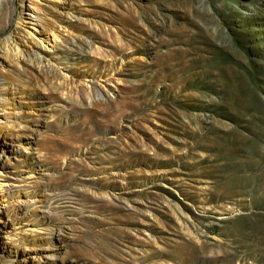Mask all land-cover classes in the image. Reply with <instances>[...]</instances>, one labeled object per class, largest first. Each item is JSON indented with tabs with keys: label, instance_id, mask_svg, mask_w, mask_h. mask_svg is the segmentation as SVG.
Listing matches in <instances>:
<instances>
[{
	"label": "rangeland",
	"instance_id": "1",
	"mask_svg": "<svg viewBox=\"0 0 264 264\" xmlns=\"http://www.w3.org/2000/svg\"><path fill=\"white\" fill-rule=\"evenodd\" d=\"M1 2L0 264H264V0Z\"/></svg>",
	"mask_w": 264,
	"mask_h": 264
},
{
	"label": "bare ground",
	"instance_id": "2",
	"mask_svg": "<svg viewBox=\"0 0 264 264\" xmlns=\"http://www.w3.org/2000/svg\"><path fill=\"white\" fill-rule=\"evenodd\" d=\"M5 3H6V2H4V3L1 2V3H0V7H1V9H2V11L0 12V21H3L4 18H5V14H6V12L3 11V8H4ZM21 21H22V19L19 20V22H18L19 25L22 24ZM5 42H7L6 45L9 47L11 53H14V52L17 53V52H19V50H18V43H17V42H18V39L16 40V36H14V35L9 36V37L6 39ZM13 43H14V44H13ZM9 44H11V46H9ZM12 44H13V45H12ZM4 264H8V262H4Z\"/></svg>",
	"mask_w": 264,
	"mask_h": 264
}]
</instances>
